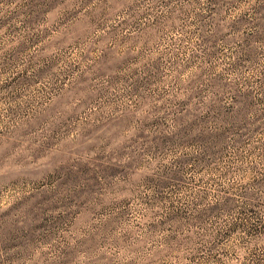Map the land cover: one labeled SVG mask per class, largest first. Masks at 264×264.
I'll list each match as a JSON object with an SVG mask.
<instances>
[{"label":"clouds","instance_id":"1","mask_svg":"<svg viewBox=\"0 0 264 264\" xmlns=\"http://www.w3.org/2000/svg\"><path fill=\"white\" fill-rule=\"evenodd\" d=\"M24 2L30 15L16 22L19 30L14 38L6 35L10 25L0 19V249L43 241L25 254V264H193L201 250L211 254L219 240L213 242L199 230L185 228L176 238L175 229L165 233L159 224L125 230L119 223L129 202L139 198L148 203L141 192L161 184L165 168L172 165L171 156L157 153V141L173 142L175 135H185L196 123L184 127L171 122L170 134L157 136L154 130L162 123L158 113L169 102L176 105L170 109L176 121L201 103L210 111L224 108L213 91L205 92L189 110L185 106L191 97L172 95L157 103L138 92L140 79H127L135 73L120 74L146 48L154 49L161 35L173 26L181 27L178 10L161 7L167 0ZM207 2L200 0L201 5ZM256 3L246 0L245 10ZM0 9L7 11L3 3ZM142 17L148 18L143 29ZM122 40L127 41L123 47ZM28 48L31 53L23 58L22 67H13L18 54ZM69 48L77 50L78 62L50 75L34 108L29 109L28 98L21 107L18 85L36 82L29 72L31 65L43 60L47 71ZM6 54L9 59L4 63ZM155 60L153 54L133 67L143 74L149 61ZM80 64L84 70L73 78L71 73ZM120 79L126 82L117 89L114 84ZM101 97H106L104 103H99ZM18 113L22 119H17ZM173 115H168L169 121ZM53 184L56 187L49 190ZM116 208L121 211L112 216ZM162 213V208L150 210L152 216ZM81 215L87 221L77 224ZM102 216L107 219L101 221ZM244 255L235 264H246ZM3 257L0 251V264Z\"/></svg>","mask_w":264,"mask_h":264},{"label":"rangeland","instance_id":"2","mask_svg":"<svg viewBox=\"0 0 264 264\" xmlns=\"http://www.w3.org/2000/svg\"><path fill=\"white\" fill-rule=\"evenodd\" d=\"M0 3L7 9H0L4 12L0 19L10 25L6 35L14 38L19 30L16 22L21 16L30 15L28 4L24 0L20 3L0 0ZM13 4L15 8L11 7ZM161 7L178 10L181 27L173 26L161 35L154 49L146 48L143 55L119 70L121 76L135 73L127 79H140L138 92L149 94L157 103L172 95L191 97L185 106L189 110L205 92L213 91L224 108L210 111L209 106L201 103L182 121H176L170 111L176 105L169 102L158 113L162 123L154 130L157 136L169 135L171 122L182 123L184 127L192 121L196 123L185 135H175L173 142L157 141V153L171 156L172 165L165 168L161 184L141 192L147 204L138 198L125 206L126 216L120 218V228L131 230L144 223L159 224L165 233L175 229L176 238L185 228L199 230L219 243L211 254L201 250L193 264L196 261L235 264L245 252L246 264H264V0H257L248 10H245L246 0H208L204 5L200 0H167ZM146 19L141 18V29ZM126 43L122 40L121 47ZM29 53L31 48L19 53L13 67H22L23 58ZM153 54L156 60L149 61L150 67L143 74L133 67ZM78 57L77 50L69 48L47 71L43 60L33 63L29 72L36 82L19 84L17 88L21 107L28 98L29 109L34 108L42 99L39 90L46 87L50 75L63 72L68 65L78 62ZM8 59L6 54L3 62L7 63ZM87 63L91 65L92 61ZM83 70L84 65L80 64L71 76L74 78ZM9 71L18 77L17 72ZM125 82L120 79L114 87L119 89ZM105 99L101 97L99 103ZM164 112L173 115V120L169 121ZM205 113L206 118L200 120ZM22 118L18 113L17 119ZM55 187L53 184L49 190ZM246 188L250 191H245ZM160 208L162 214L150 215V210ZM120 211L113 209L111 215L117 216ZM100 219L106 220L107 216ZM86 221V215L76 218L77 224ZM41 243L33 239L0 249L4 252L2 264H25V254Z\"/></svg>","mask_w":264,"mask_h":264}]
</instances>
